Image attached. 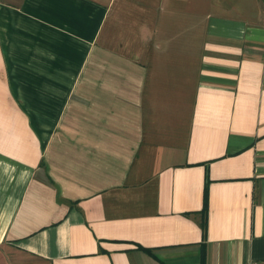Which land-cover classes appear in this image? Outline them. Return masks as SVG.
Returning <instances> with one entry per match:
<instances>
[{
	"label": "crops",
	"instance_id": "0c3cea01",
	"mask_svg": "<svg viewBox=\"0 0 264 264\" xmlns=\"http://www.w3.org/2000/svg\"><path fill=\"white\" fill-rule=\"evenodd\" d=\"M0 264H264V0H0Z\"/></svg>",
	"mask_w": 264,
	"mask_h": 264
},
{
	"label": "trees",
	"instance_id": "16d2710c",
	"mask_svg": "<svg viewBox=\"0 0 264 264\" xmlns=\"http://www.w3.org/2000/svg\"><path fill=\"white\" fill-rule=\"evenodd\" d=\"M207 184L208 182H206L205 187H204V203H203V210H202V214H206L207 211ZM203 228L205 227V224L202 226Z\"/></svg>",
	"mask_w": 264,
	"mask_h": 264
}]
</instances>
